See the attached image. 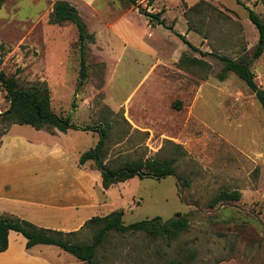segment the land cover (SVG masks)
Segmentation results:
<instances>
[{
  "label": "rangeland",
  "instance_id": "1",
  "mask_svg": "<svg viewBox=\"0 0 264 264\" xmlns=\"http://www.w3.org/2000/svg\"><path fill=\"white\" fill-rule=\"evenodd\" d=\"M54 1L4 2L0 72L15 77L22 87L47 82L56 113L97 131L72 129L60 136L78 166L71 160H38L39 176H46L41 172L47 166L50 169L44 174L75 176L79 158L96 146L99 129L109 122L106 164L173 158L175 175L160 180L134 177L111 187L102 192V201L110 200L103 210H96V216L123 210L126 225L157 216L166 221L177 213L189 219L188 227L171 241L142 231L109 232L94 264H217L222 260L264 264L262 106L235 74L219 79L221 61L193 51L173 30L151 23L139 12L140 8L162 11L167 24L201 51L239 60L252 56L259 39L247 9L237 0H199L195 8L183 0L158 9L141 1L134 5L129 0H90L108 23L94 31L95 14L82 0H65L76 6L88 32L96 34L95 41L86 45L88 76L80 84L78 29L73 23L50 22ZM241 1L264 20V0ZM122 12L132 17L133 31L139 35L135 45L109 37V24L117 22ZM185 54L203 59L211 68L199 72L180 68ZM252 69L264 89V53ZM9 105L0 84V113ZM3 130L0 123V145L9 134L45 142L54 139L29 125H12L5 135ZM84 168L97 171L95 162ZM225 191L239 192L240 200L212 206ZM93 234L84 228L72 240L91 242ZM64 255L69 259L66 264H84L68 252Z\"/></svg>",
  "mask_w": 264,
  "mask_h": 264
},
{
  "label": "trees",
  "instance_id": "2",
  "mask_svg": "<svg viewBox=\"0 0 264 264\" xmlns=\"http://www.w3.org/2000/svg\"><path fill=\"white\" fill-rule=\"evenodd\" d=\"M6 0H0V8ZM134 5L137 0H129ZM154 0H150L152 2ZM237 2L243 5L247 11L251 22L257 27L259 39L250 58L235 60L226 55L203 52L195 47L186 37L169 26L162 18V12L154 13L148 9H141L140 13L149 18L151 23L162 25L167 29L173 30L193 51L199 52L202 56H213L222 62L223 68L218 73L220 80H225L229 73L235 74L244 81L249 89L254 93L256 99L262 106L264 112V89L256 82V75L252 69L254 61L259 59L264 53V20L245 5L241 0ZM200 4V3H199ZM193 6L192 8L197 7ZM50 22L53 24L64 25L73 23L78 29V43L80 52V84H83L88 76L86 64V45L87 42H94L95 36L88 32L87 24L81 18L78 9L65 0H56L53 9L50 12ZM179 67L190 72H199V70H209L210 65L203 59L190 55H183L178 63ZM0 84L7 93L9 107L0 113V123L4 124L2 135H5L12 125H29L36 130L58 129L67 132L71 129H80L83 131H97L93 127H81L72 122L71 117H64L56 113L52 107L51 90L47 82H36L29 87H22L19 81L13 76H7L4 71L0 72ZM181 108V102L175 105ZM111 124L108 122L106 127L99 129L100 140L94 148L86 151L79 158V166L83 167L87 162L94 161L96 168L101 172L102 184L104 189L126 182L134 177L153 178L160 180L168 176L175 175L176 160L173 158L160 159L150 157L147 159L125 160L115 166L106 164L105 157L108 153L106 140L108 139V129ZM240 194L237 191H225L216 198L212 206L220 201H238ZM124 211L115 210L106 216H95L88 220L84 228L93 230V239L91 242L73 241L80 231L64 232L40 227L25 219L0 216V252L7 250L9 246V234L11 231L21 233L27 239V249L37 245L57 246L72 254L84 264H94L96 253L109 232L118 233H137L146 232L153 236H164L168 241L176 238L180 231L186 229L189 219L186 215L177 213L173 218L163 220L160 216L152 219L137 221L131 224H124ZM225 260L217 262V264ZM227 261V260H226Z\"/></svg>",
  "mask_w": 264,
  "mask_h": 264
},
{
  "label": "crops",
  "instance_id": "3",
  "mask_svg": "<svg viewBox=\"0 0 264 264\" xmlns=\"http://www.w3.org/2000/svg\"><path fill=\"white\" fill-rule=\"evenodd\" d=\"M138 1L155 9L176 6L179 2H183V0H154L152 2L137 0V3ZM184 1L189 6H193L199 0ZM81 2L87 6L91 15L95 14V18L93 17L94 31L107 26L108 23L104 21L99 10L90 0ZM52 9L53 7L49 13ZM96 13L100 18H97ZM131 18L122 12L117 22L109 24L110 39L116 38L120 42H125L124 44L135 45L139 35L133 31ZM162 18L165 19L163 16ZM93 34L96 37V34ZM71 130L67 132L55 128L40 130L54 138L48 142L21 136L10 137V134L3 139L0 145V216L25 219L47 229L74 232L80 231L88 220L95 217L96 210H103L107 206L110 198L108 197L103 202L102 192H108L110 188L104 189L102 175L98 169L97 171L86 169L85 164L83 167H77L78 171L75 176L69 178L67 175L56 174L53 171L44 174L43 171L50 169L47 166L41 172L46 176L38 174L41 171L37 167L38 160L47 161L52 158L58 163L71 160L74 166H78L75 157L70 155L69 148L59 138L66 136ZM70 183L72 188L69 191ZM36 193H39L38 197ZM112 212H107L104 216ZM26 244L27 239L21 233L11 231L7 250L0 252V264H66L69 260L64 255L65 251L57 246L37 245L27 249ZM219 264L238 263L236 260H227Z\"/></svg>",
  "mask_w": 264,
  "mask_h": 264
}]
</instances>
